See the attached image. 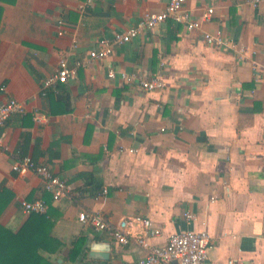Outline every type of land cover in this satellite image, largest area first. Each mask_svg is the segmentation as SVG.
Listing matches in <instances>:
<instances>
[{
  "label": "crops",
  "instance_id": "crops-1",
  "mask_svg": "<svg viewBox=\"0 0 264 264\" xmlns=\"http://www.w3.org/2000/svg\"><path fill=\"white\" fill-rule=\"evenodd\" d=\"M168 1L0 0V102L13 97L28 109L0 126L9 147L0 148V224L18 231L29 217L20 201H44V220L31 227L45 235L39 253L49 264H136L135 242L79 220L95 211L112 225L125 219L131 235L141 232L136 217L150 219L155 245L206 229L208 264H264V0H186L196 18L213 7L212 18L195 30L166 19L42 91L61 57L74 66L97 40ZM217 28L245 45L242 58L205 44L202 32ZM156 75L162 88L140 86ZM23 156L65 180L66 194L53 201L34 172L12 170Z\"/></svg>",
  "mask_w": 264,
  "mask_h": 264
},
{
  "label": "built area",
  "instance_id": "built-area-1",
  "mask_svg": "<svg viewBox=\"0 0 264 264\" xmlns=\"http://www.w3.org/2000/svg\"><path fill=\"white\" fill-rule=\"evenodd\" d=\"M186 0H169L165 8L160 12H144L139 19L125 30L115 32L111 38H100L97 40L96 47L91 48L84 60H77L74 66H69L67 59L61 57L58 61L56 70L48 75L42 82V91H57L58 83L66 82L69 78L76 75L77 68L89 64L92 60H101L110 58L113 55L115 46L123 44L136 37L139 33L151 31L166 19H171L175 23L183 24L187 30L199 29L202 21H209L213 14L214 8L207 7L199 18L193 16L191 11L185 7ZM256 6L260 0H248ZM57 33L62 36L65 33L62 21L56 23ZM202 38L205 44L214 48H228L236 53L238 58H242L247 49L245 45L228 38L222 28L214 31H203ZM73 48L77 47V42L73 40ZM163 65V62L160 63ZM108 76H115L113 68L108 70ZM122 80L131 81L132 77L125 72H119ZM140 86L145 90H154L162 88L165 83L161 76L156 75L150 79H139ZM3 89V87H2ZM28 111L24 103L11 97L0 102V126L4 121L14 113L25 114ZM45 116L37 111L33 112V119L36 122L45 120ZM4 133H0V148L8 151L9 147L4 143ZM121 151L134 152L133 148H120ZM12 170L19 174L28 171L34 172L42 181L44 190L50 192L52 200L58 201L68 191V185L65 180L53 174L50 168L41 163H37L29 156H23L15 160L11 165ZM106 192V189H103ZM216 197L212 196L211 201ZM21 210L24 214L44 213L47 205L44 201L36 199L33 201L21 200ZM185 218L193 219L190 212L184 213ZM79 220L89 222L90 225L99 231H110L113 238L122 244L128 241L135 242L143 250V254L138 258L136 264H208L209 249L211 247V237L206 229L173 232L167 237L164 245L150 244L146 240V235H156L160 232L159 228L153 226L148 218L136 217L141 223V232L131 235L127 231V221L120 220L117 224H110L101 211L91 213L80 212Z\"/></svg>",
  "mask_w": 264,
  "mask_h": 264
},
{
  "label": "trees",
  "instance_id": "trees-1",
  "mask_svg": "<svg viewBox=\"0 0 264 264\" xmlns=\"http://www.w3.org/2000/svg\"><path fill=\"white\" fill-rule=\"evenodd\" d=\"M34 220H44V213L29 214L26 223L15 232L0 224V264H49L39 253L45 235L33 230Z\"/></svg>",
  "mask_w": 264,
  "mask_h": 264
}]
</instances>
